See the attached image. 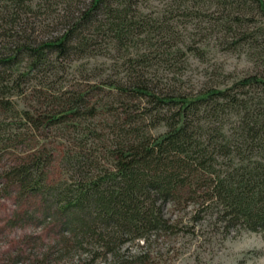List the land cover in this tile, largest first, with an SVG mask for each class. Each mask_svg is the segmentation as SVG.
Wrapping results in <instances>:
<instances>
[{"label":"trees","instance_id":"16d2710c","mask_svg":"<svg viewBox=\"0 0 264 264\" xmlns=\"http://www.w3.org/2000/svg\"><path fill=\"white\" fill-rule=\"evenodd\" d=\"M61 1L73 3L63 32L38 38L27 34L23 18L35 0H0V97L24 95L27 84L50 81L65 62L117 59L116 73L101 74L93 87L106 102L91 106V94L66 93L56 102L61 110L24 112L26 123L18 126L28 133L27 125L52 129L102 108L113 119L106 129L114 165L100 168L88 154L66 152L63 163L82 178L52 180L54 158L40 147L3 172L26 205L16 219L51 221L61 233L57 247L66 245L60 253L95 243L116 255L128 239L146 241L147 233L166 230L165 209L187 195L215 203L229 229L264 235V75L191 86L184 79L188 54L200 53L199 42L178 30L197 20L199 32L220 45L258 43L264 52V0H171L156 11L145 8L150 0ZM9 125L0 122V144L26 137L4 135ZM162 125V134L147 132ZM94 166L98 174L90 176Z\"/></svg>","mask_w":264,"mask_h":264},{"label":"rangeland","instance_id":"374dc122","mask_svg":"<svg viewBox=\"0 0 264 264\" xmlns=\"http://www.w3.org/2000/svg\"><path fill=\"white\" fill-rule=\"evenodd\" d=\"M170 1L150 0L145 8L147 6L148 10L156 11ZM72 4L61 0H35L31 13L23 17L29 19L26 22L27 34L35 31L38 38H49L63 32L64 17L72 10ZM205 13L209 14L208 11ZM202 23L204 27L209 25L204 20ZM196 24L197 20L191 21L186 29L188 31H185L180 23L178 29L182 33L197 34V47L204 55L188 54L190 61L184 77L188 84L197 85L209 79L228 80L226 83L230 84L247 75H264V52L257 46L258 43H246L232 50L228 45V48L220 45L215 36L206 38ZM262 40L259 39V43ZM120 64L117 59L105 56L65 62L63 72L48 76L50 81L40 77L27 84L24 95L12 92L0 97V122L10 124L9 131L4 135L26 136H21L15 143L7 141L0 144V264H264V235L240 228L229 229L215 203L204 204L201 198L197 202L190 201L187 195L165 209V218L169 221L166 230L147 233L146 241L128 239L117 248L116 255L106 253L101 244L95 243L84 246L88 251L76 249L66 251L67 254L64 251L60 253L66 245L57 247L61 233L51 221L31 219L26 217L28 215L16 219V213L22 205L25 208L26 205L24 202L20 204L13 189L8 187L3 172L40 147H44L46 153L54 158L47 169L52 180L82 178V174L69 171L63 163L61 157L66 152L72 156L88 154L93 164L100 168L112 170L114 165L112 142L107 140L109 132L106 129V120L113 122V119L104 109H98L94 117L73 119L52 129L41 127L36 130L27 125L29 133L18 128L26 123L24 112L33 117L49 116L61 110L56 102L66 93L91 94L88 98L91 106L106 102L103 93L93 92L96 90L93 87L98 86L96 82H99L101 74L116 73ZM164 131L162 125L147 132L157 136ZM88 171L90 176L98 174L95 166L87 168ZM94 253L97 255L92 256Z\"/></svg>","mask_w":264,"mask_h":264}]
</instances>
